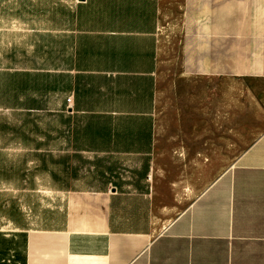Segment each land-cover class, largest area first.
Wrapping results in <instances>:
<instances>
[{
  "label": "crops",
  "instance_id": "crops-1",
  "mask_svg": "<svg viewBox=\"0 0 264 264\" xmlns=\"http://www.w3.org/2000/svg\"><path fill=\"white\" fill-rule=\"evenodd\" d=\"M202 2L204 61L261 93L264 0ZM160 18L0 0V264H264V130L213 172L156 152Z\"/></svg>",
  "mask_w": 264,
  "mask_h": 264
},
{
  "label": "rangeland",
  "instance_id": "rangeland-1",
  "mask_svg": "<svg viewBox=\"0 0 264 264\" xmlns=\"http://www.w3.org/2000/svg\"><path fill=\"white\" fill-rule=\"evenodd\" d=\"M159 3L156 152L206 150L211 171L219 170L263 132L264 82L252 94L251 82L220 75L217 63L204 61L202 0Z\"/></svg>",
  "mask_w": 264,
  "mask_h": 264
}]
</instances>
